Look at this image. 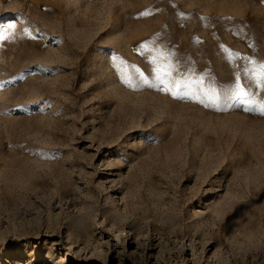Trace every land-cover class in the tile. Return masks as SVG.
Listing matches in <instances>:
<instances>
[{"label":"rangeland","instance_id":"1","mask_svg":"<svg viewBox=\"0 0 264 264\" xmlns=\"http://www.w3.org/2000/svg\"><path fill=\"white\" fill-rule=\"evenodd\" d=\"M262 65L264 0H0V264H264Z\"/></svg>","mask_w":264,"mask_h":264},{"label":"snow or ice","instance_id":"2","mask_svg":"<svg viewBox=\"0 0 264 264\" xmlns=\"http://www.w3.org/2000/svg\"><path fill=\"white\" fill-rule=\"evenodd\" d=\"M9 28H11L12 26L11 25H8ZM262 67H264V65H262ZM260 115H264V109H262L260 112H259Z\"/></svg>","mask_w":264,"mask_h":264}]
</instances>
